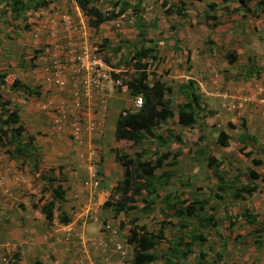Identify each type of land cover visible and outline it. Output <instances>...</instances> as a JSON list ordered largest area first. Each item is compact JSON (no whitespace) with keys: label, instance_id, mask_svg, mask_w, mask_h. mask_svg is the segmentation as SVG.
Masks as SVG:
<instances>
[{"label":"crops","instance_id":"crops-1","mask_svg":"<svg viewBox=\"0 0 264 264\" xmlns=\"http://www.w3.org/2000/svg\"><path fill=\"white\" fill-rule=\"evenodd\" d=\"M177 3L182 4L180 1ZM96 6L100 9L98 5ZM206 9L205 7V10ZM29 12L41 14L42 17L36 21L31 20V17L28 19L31 26L30 32H32L31 34L34 37H26L20 40L19 43L17 39H14L10 45V49L15 48L17 53L20 54L23 52L21 60H17L13 63L16 53L10 50L9 56L5 48L7 45L4 44L5 40L12 41V39H6L4 36H0L2 38V40L0 39V72H5V80L7 78L6 69L11 65H18L16 73H14L13 76L15 77L14 80H19V85L11 90L16 91L20 97L18 96L10 102L7 100L8 104L6 106L9 109L17 110L19 125L22 127L18 141L22 145L21 148H23L21 150L19 147V152L21 153L17 154L18 151L15 150L16 141L9 137V133L6 137L3 136L0 143V264H10L11 262H16L17 264H76L74 249L77 252L82 251V253L77 255V259L82 262V264H131L133 252L132 246L127 242L129 232L127 235L122 234L113 224L97 220L95 217L94 222L87 220L86 213L87 209L90 208L87 201L96 196L101 204V202L110 195L114 186L123 179L124 168L115 160L116 151L119 154H127L132 158L136 156V153H142V159L153 160L160 153L179 150V154L176 157L170 155L163 161V170L169 169L166 167L167 163L171 161L175 162L177 159L181 161L180 157L183 155V145L186 143L183 140V133L186 132L182 131L192 127L179 125L176 121V105L185 101L183 95L178 92L177 88L183 83L192 81L194 86H196L197 92L201 96L202 104H204L206 103V99L204 98V94L200 91L201 87L199 83L201 81L196 78L197 75H192L190 70H182V77L178 79L179 82L178 84L176 83L177 86L175 84H166V86L171 88L169 94L171 99L170 105L175 114L172 118L154 126L153 133L167 138L168 141L161 144L155 137L145 138L143 143L138 146L126 139H116L114 135L118 115L124 109L132 110V99L134 95L130 94L128 88L121 89L115 85L114 81H108L103 94L100 93L90 100H85L82 109H74L72 106L73 114L71 118H73L75 114L81 117L85 115L86 120L94 118L96 122L95 128L90 132H84L82 134V141L77 143L73 141L69 135V122L58 125L54 122L56 117L55 109L62 102L73 105L71 94L73 82L71 76L69 73L65 74L64 79L66 83L63 88L53 83H48L45 80V72L43 69V65L45 64H41L35 59V53H33V51L38 50L37 47L40 46V48L42 47L44 49L41 51L38 50L37 53L41 52L46 54L48 60L61 58L64 62L69 63L63 52L64 48L69 44H74L76 46L84 45L89 49H93L94 47L97 48L102 44L101 40L91 33V31L98 27L103 29L104 32V34L99 35L100 37L104 38L108 35L113 39L114 34L106 32L105 29L112 26L113 23H120L121 19H119V17L124 13L114 19L103 21L98 27H91L88 25L85 16H82V12L75 0H51L47 6L29 9L26 14ZM63 15L70 16L73 23L71 30L65 28L61 19ZM183 17H185V15ZM147 40H149L148 36L146 37V41ZM145 44L154 48V42L151 40L145 42ZM17 45L18 47L16 48ZM102 47L103 45L100 46L101 49ZM135 47H139L138 41H136L133 48H131L132 52L130 58H132V60L137 58L134 54L135 50L133 51ZM33 48L35 49L32 50ZM121 48L120 44L114 48L111 47V49L106 47L105 53L113 59L112 63H117V65H119L122 57L117 58V56H120ZM102 51H104V48ZM2 59H6V61ZM104 60L114 71L112 72L113 79L115 78L114 74L124 71L122 65L118 67L109 62L108 58H104ZM142 60L147 61L148 57ZM233 62L229 63L228 61L230 65H232ZM160 76L162 77L163 75L161 74ZM147 81L150 83L148 77ZM4 83H0V85L3 86ZM23 86H29L31 89L25 90ZM0 99L4 100L2 98ZM234 99L236 98L233 97L232 99L225 100L224 105L228 106L227 108L225 107L227 110H232L230 105L234 107ZM102 102L105 104V108L101 107ZM238 105V107H240L242 104L239 103ZM113 109L117 114L115 119L113 118ZM242 124L243 123L238 126V137L243 129ZM245 132H250L247 127ZM176 135L180 136V141L178 142L174 137ZM249 135L254 136L256 142H259L257 136ZM197 138L199 139L200 137L198 136ZM200 141L203 142V138H200ZM196 142H193L195 144L190 148L188 147L192 161H203V163L206 164L209 156L218 160L206 150L205 147L200 146V144ZM238 142L241 143L239 139ZM226 146H228V141L227 145L223 147ZM142 149L146 150L141 151ZM91 150L95 152L100 165V184L95 189L83 185L84 180H88L89 178ZM200 150H203V153H200ZM222 159L223 158L219 159L218 162L220 163ZM175 167L176 169H174ZM179 167V164L171 166L170 170L173 169L172 176L179 174ZM253 167H256V165ZM208 169L210 168L208 167ZM48 170L55 176L58 175L56 174L57 170L61 172V185L62 189L65 190L63 192L65 200L63 202L64 210H62L70 217V221L67 223L59 222L58 214L56 215L55 213H53V218L48 221L40 210V206L36 204L38 186L43 183L46 185L47 180L51 179L47 176L48 174L46 171ZM160 171L161 170H158L157 173ZM210 171L212 176L209 179L215 186L213 192L215 196L216 192L219 190L217 187L218 180L217 177L213 175L211 169ZM220 171L222 172V170ZM245 173L246 171L244 173H239L238 171L231 177H226V174L222 172L225 180L232 179L236 174L245 176ZM258 180L262 181L260 178ZM55 181L58 182L57 179ZM168 181L166 184L169 186L170 182L168 184ZM192 181L193 180L190 178L189 182L192 183ZM53 182L54 181H52V183ZM63 183L67 185L68 189L63 186ZM167 185L162 187L164 188ZM159 188L161 187L159 186ZM47 191L49 197V190L47 189ZM160 193L161 192H158L159 196L157 197H160L162 205H156V207L149 210V214L153 212L158 213V209L161 213L160 208H163V211L168 210L164 200V197L168 194L160 196ZM220 195L221 198L215 196V200L217 201L213 202L215 209L218 210V215L216 213L217 225L207 229L199 227V229L204 232L207 241L205 245H199L196 249L206 253L204 259L207 263L205 264H220L222 261H226L227 264V262H229L228 259L233 260L232 256H237L236 261H241L242 263L240 264H264V259L261 261L260 259H249L251 256L248 252L250 246H252L254 250L263 249L264 231L261 237L262 241L260 245H258L255 242V236L249 233L250 227L247 224L242 226V229H238L235 226L238 223L244 222L240 218V214L246 208L245 205H247V203L245 200L252 195L245 196L244 199L240 200L233 199L228 191L225 193L220 192ZM195 199L200 200L202 198L195 196L193 200ZM193 200H189L187 203ZM236 203H242V207H240L239 210L240 213L230 218L228 214L229 209ZM237 205L238 204H236V206ZM65 206H74V208L70 211L66 210ZM106 210L108 211L107 214L112 213L110 207ZM149 214L146 215L149 216ZM161 214L164 216L163 213ZM257 217L259 220L264 219L259 218V214H257ZM166 218L174 222L176 234H181L178 226L179 219L173 215ZM231 219H234V222H230ZM230 224L232 226H230ZM159 226L160 225L157 227L159 228ZM157 227L154 229V232L158 229ZM236 230L238 233H236L234 245L228 248V239L230 235L233 236ZM76 234H81V240H77ZM164 234L166 236L165 227ZM88 236L90 238L92 236L100 237L103 241H106L104 242V246L108 245V248L103 251L104 254L93 250H89L86 254L87 247L92 246L84 241ZM79 243H81V245ZM165 245L166 244H164V246ZM165 250H167V246ZM217 251L221 253V259H216L215 255ZM228 252H232L233 255L226 257ZM211 253L214 255L213 258ZM13 254H16V257H14ZM5 255H8V257H5ZM109 258L111 261H109ZM8 259H10V261ZM244 261L246 262L243 263ZM152 263L153 262L150 264Z\"/></svg>","mask_w":264,"mask_h":264},{"label":"rangeland","instance_id":"rangeland-1","mask_svg":"<svg viewBox=\"0 0 264 264\" xmlns=\"http://www.w3.org/2000/svg\"><path fill=\"white\" fill-rule=\"evenodd\" d=\"M163 1L142 0L140 4L135 5V1L130 0L131 6L134 5V7H130L129 10L119 17L121 19L120 23H113L112 26L105 29L106 32L114 34L113 39L108 35L104 38L100 37V34H104L103 29H100V27L95 28L91 33L100 38L102 43L97 47V52L105 59L108 58L111 63L113 59L105 53L106 47L111 49V47L114 48L119 44L122 47L120 56H117V58L122 57L119 65L123 66L124 71L114 74V76L115 78L122 79L123 82L134 78L138 73V69L136 68L137 58L135 60L130 58L131 48L138 41L136 23L143 24L147 30L146 37L148 36V39L154 42L153 46L155 50L152 51L154 58L150 56L147 61L141 60V63L145 64V67L141 70L147 73L150 81L158 78V80L165 84H175L177 86L178 79L182 77V70H190L192 75H197L196 78L201 81V84L199 83L201 87L200 91L206 99V103H204L206 110L200 115L199 125H194V127L182 131L186 132L183 133V140L186 143L183 145V155L180 157L181 161L177 159L175 162H169L166 166L170 169L174 164H179V174L170 178L168 181L170 185H167V188H163L162 186L159 188V185H157L156 193L161 192L160 196L168 194L172 202L180 200L186 202L185 204H187V201L193 200L195 196H198L199 198L207 199L206 208L209 209V206L214 207L213 202L217 201L213 193L215 186L209 179L212 174L206 164L203 161L191 160L188 147L190 148L195 144L193 142L198 140L197 142L200 146L205 147L218 160L223 158L218 164V168L226 174V177H231L238 171L239 173L246 171L245 176H243V178H246L247 172L252 168L261 176V179H264V0H165L167 2H182L179 5L184 8L183 13L185 17L176 13L165 14L164 9L169 8L168 10H170V7L168 4L164 6ZM114 3L115 0H97L94 2V5H98L102 11L106 12L114 8ZM210 3L214 4V9L209 10L208 4ZM205 7L211 18L204 16ZM82 16H85L88 25L93 27L89 23V17L83 12ZM29 17L32 18L31 20L36 21L42 15L29 12L19 19L13 20L9 17L5 3L0 0V36L12 39V41L5 40L4 44L7 45L5 48L9 56L10 50L16 53L13 63L21 60L23 56V52L19 54L15 48L10 49L13 40L17 39L19 43L20 40L26 37H34L31 34L32 32H30ZM0 39L2 40L1 37ZM102 45L101 49L100 46ZM37 48L40 51L44 49L42 47L41 49L40 46ZM103 48L104 51H102ZM38 50H34L33 53L36 54ZM228 53H233L237 57L232 65L226 59ZM249 57L250 60H248ZM2 60L6 61V59ZM112 64L117 65V63ZM245 64L254 65L255 74L242 78L240 75L243 73ZM119 65L117 66L119 67ZM17 66L11 65L6 69L7 78L3 86L0 85V98L9 102L19 96L16 91L9 88V84L15 78L13 74L16 73ZM161 74L163 75L162 77L160 76ZM233 97L237 100L234 99L233 103L235 105L234 107L230 105L232 110L229 111L226 109L228 106H225L224 103L225 100L232 99ZM239 103L242 104L240 107H238ZM116 116V111L113 109V118L115 119ZM241 123L250 131L248 132L249 134L257 136L259 142H256V139H248L246 147H243L238 142V126ZM221 130L228 135V146L226 147L221 146L217 141L218 133ZM198 136H201L204 141L201 142L200 138H197ZM253 158L262 159V163L253 167L255 166L252 163ZM171 170L173 173V169ZM46 173L48 174V178L55 177L58 180V182L54 181L53 185L57 183L62 184L60 170L56 172L59 176L53 175L49 170ZM190 178L193 180L192 183L189 182ZM243 178L238 183L245 182ZM154 183L158 184L156 181ZM255 183L259 184V190L245 200L247 203L245 206L246 208H250L252 212L259 214V218L263 219L264 181L256 180ZM45 186V183H43L37 188L36 204L38 206H41L48 198V191ZM63 186L68 189L65 183H63ZM145 192L143 191V195H145ZM119 197L120 192L114 190L110 192V195L101 204L96 196L92 197L87 201L90 207L86 213L87 220L94 222L95 217L97 220L109 222L125 235L128 234L129 229L133 226H145L148 230L154 231L158 225L165 227L167 240H173L176 236L181 235L179 233L176 234L173 221L170 224L166 223L168 219L159 212V209L158 213L153 212L150 214L148 210H143L142 206L145 203L140 195L135 196L137 201L135 202L136 208L134 210L121 212L117 215L113 213L107 214L108 211L106 209L109 207L103 206V202L107 199L118 200ZM236 204L238 205L236 206ZM236 204L229 209L228 214L230 218L240 213L239 210L242 207V203ZM156 205H162L160 197H157L155 207ZM63 206L64 203L62 204V209ZM65 208L71 211L74 206H65ZM208 212H212V210ZM54 213L57 215L59 210L55 209ZM216 213L218 215L217 209ZM146 214H149V216ZM162 221L164 222L162 223ZM230 222H234V219H231ZM244 225L245 223L242 222L235 226L238 229H242ZM230 226L232 225L230 224ZM236 233H238L237 230L233 236L230 235L228 248L234 245ZM76 235L77 240H81V234ZM167 240L163 241V244L159 243L153 250L158 254V257L152 264H164L166 260L164 256L166 254L165 249L169 245ZM84 241L92 245L91 247H87L86 254L89 250L104 254L103 251L108 248V245L104 246V242L106 241H103L100 237L92 236L90 238L88 236ZM79 244L81 245V243ZM164 244L166 245L164 246ZM198 246L196 245L195 248ZM74 251L76 264H82L77 259V255L82 253V251L77 252L75 249ZM248 252L251 256L249 259L251 260L260 259L261 261L264 259V247L263 249L254 250L250 246ZM211 255L213 258L214 255L212 253ZM231 255L233 253L228 252L226 257ZM5 257H8V255H5ZM232 257L233 260L228 259L229 262L227 264L242 263L241 261H236L237 256ZM8 260L10 261V259ZM193 260L194 258L191 257L190 261L192 262ZM109 261H111L110 258ZM225 262L222 261L220 264H224ZM182 263V261L179 262V264Z\"/></svg>","mask_w":264,"mask_h":264},{"label":"trees","instance_id":"trees-1","mask_svg":"<svg viewBox=\"0 0 264 264\" xmlns=\"http://www.w3.org/2000/svg\"><path fill=\"white\" fill-rule=\"evenodd\" d=\"M8 9L9 17L13 20L23 17V15L29 9H36L39 7L47 6L51 0H2ZM97 0H75L77 6L80 10L89 17V23L93 27H98L100 23L106 20L114 19L127 10L131 6L130 0H115L113 4L114 8L110 11H102L94 2ZM135 5L140 4L142 0H134ZM169 5V8L164 9V13H176L184 15V8L180 6L177 2H167L163 1V5ZM208 8L214 9V4H208ZM204 16L211 18L208 10L204 12ZM138 28V42L139 47L134 48V54L137 57L136 68L138 69L137 75L127 80V86L130 94H139L142 96L143 103L137 111L122 110L116 120L114 135L116 139H126L131 141L134 145L138 146L143 143L145 138H156L161 144L168 141L167 138L162 137L159 134L153 133V127L161 122L166 121L174 116V112L171 108V99L169 94L171 88L166 86V84L158 79H153L150 83L147 81V73L141 70L145 67V64L141 63L143 58L152 56V51L155 49L149 47L145 42L149 41L145 39L146 29L143 24L137 23ZM229 63H232L236 59V55L233 53H228L226 55ZM250 60V57L248 58ZM254 65H244L243 73L240 75L242 78H246L255 74ZM6 74L5 72H0V83L5 82ZM19 85V80H13L10 84V89H14ZM23 89L30 90L29 86H23ZM178 92L183 95L185 99L184 102L176 105V121L179 125L193 127L194 125H199L200 115L205 112V105L202 104L201 96L197 92L196 86H194L192 81H188L178 86ZM7 100L0 99V143L3 136L10 134V138L16 141V151L20 154L19 147L21 148V143L18 141L20 131L22 129L19 125V116L17 110L9 109L6 105ZM14 125V126H13ZM243 129L239 134V141L242 143L243 147H246L248 139H256L254 136H250L246 131V127L242 124ZM175 140L180 141V136H174ZM201 138V136H199ZM227 134L221 130L218 133L217 141L221 145H227ZM264 143V141H263ZM241 147V149H243ZM23 148H21L22 150ZM25 149V146H24ZM142 149L141 151H145ZM203 150H200V153ZM179 154V150L171 152L166 151L160 153L153 160L142 159V153H136L134 158L127 154H119L115 152V160L118 161L124 168L123 179L119 181L116 186H114V191L120 192V197L118 200H105L103 206H108L114 215L121 212L132 211L136 208L135 202L137 199L135 196L140 195L145 203L143 210H151L155 207V198L158 195L156 193V186H165L167 181L172 177V171L169 169L163 170V161L168 156L176 157ZM253 165H259L262 163V159H252ZM207 167L212 170L213 175L217 177L218 191L216 192V197L221 198L220 192H230V196L233 199H244L245 196H251L255 191L258 190L259 186L255 183L256 180L261 176L252 169H249L246 178L240 174H236L230 180H225L222 172L219 170V162L215 158L209 156L207 158ZM168 165V163H167ZM158 170H161L157 173ZM43 177V175H42ZM245 179V182L238 183L240 179ZM56 179L53 177L47 180L46 188L49 190V197L40 206V210L45 215V218L50 221L53 218V213L55 209L59 210L58 220L61 223H67L70 221V217L62 210V204L65 201L63 197L62 185L57 183L53 185L52 181ZM264 181V179H261ZM156 181L158 184H155ZM49 186V187H48ZM45 188V189H46ZM143 191L145 195H143ZM165 204L167 211H163L160 208L161 213L164 214L165 218L173 215L176 216L178 221V226L180 228L181 235L176 236L173 240H167L164 234V226H159V228L154 232L148 230L145 226H133L129 229V234L127 236V242L132 246V260L131 264H150L154 262L158 254L153 250L162 241H168L167 252L164 255L166 260L164 264H205L207 263L204 259L205 252L202 250H197L194 246L205 245L207 239L204 232L199 229H207L217 225L216 209L214 207L206 208L208 203L207 199H195L190 203L185 204L184 201L172 202L170 196L167 195L165 198ZM212 210V212H208ZM240 218L250 227V234L255 236V242L260 245L262 241V233L264 231V219L259 220L257 214L250 211V209L245 208L241 214ZM164 221H162L163 223ZM167 224L172 223L170 220L166 221ZM175 225V224H174ZM259 234V235H257ZM194 247V248H193ZM196 251V252H195ZM198 251V252H197ZM16 257V254H13ZM167 255V256H166ZM193 257L194 260L191 262L190 258ZM216 259H221L222 255L220 252H216ZM186 262V263H185ZM191 262V263H190ZM10 264H17L16 262H11ZM226 264V262L224 263Z\"/></svg>","mask_w":264,"mask_h":264},{"label":"built area","instance_id":"built-area-1","mask_svg":"<svg viewBox=\"0 0 264 264\" xmlns=\"http://www.w3.org/2000/svg\"><path fill=\"white\" fill-rule=\"evenodd\" d=\"M61 19L65 28L71 30L73 23L70 16L63 15L61 16ZM96 49V47L89 49L84 45L76 46L74 44H69L63 50L69 63L64 62L61 58L48 60L47 55L41 52L35 54V59L39 63L45 64L43 65V69L45 72V80L48 83H53L56 86L63 88L66 83L64 79L65 74L69 73L71 76L73 82L71 91L73 105H69L67 102H62L55 109L56 117L54 122L56 125L69 122V135L71 139L77 143L82 141V134L84 132H90L95 128L96 122L94 118L86 120L85 115L81 117L75 114L74 117L71 118L73 108L82 109L85 100H90L92 97L100 93L103 94L108 81H114L115 85L121 89L128 88L127 83L123 82L122 79L118 77L114 79L112 78V72L114 71ZM142 103V96L139 94L134 95L131 111H137ZM101 107L105 108L103 102ZM90 159L89 178L88 180H84L83 184L95 189L100 184V165L99 159L93 150L90 151Z\"/></svg>","mask_w":264,"mask_h":264}]
</instances>
